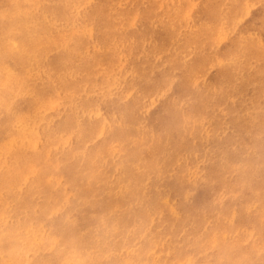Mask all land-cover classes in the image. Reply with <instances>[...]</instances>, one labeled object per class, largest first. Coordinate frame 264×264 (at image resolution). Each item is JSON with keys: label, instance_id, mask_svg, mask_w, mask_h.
Instances as JSON below:
<instances>
[{"label": "bare ground", "instance_id": "bare-ground-1", "mask_svg": "<svg viewBox=\"0 0 264 264\" xmlns=\"http://www.w3.org/2000/svg\"><path fill=\"white\" fill-rule=\"evenodd\" d=\"M0 264H264V0H0Z\"/></svg>", "mask_w": 264, "mask_h": 264}, {"label": "rangeland", "instance_id": "rangeland-1", "mask_svg": "<svg viewBox=\"0 0 264 264\" xmlns=\"http://www.w3.org/2000/svg\"><path fill=\"white\" fill-rule=\"evenodd\" d=\"M139 20H140V19H138V21L136 20V23H137V24L135 23L136 26L139 24Z\"/></svg>", "mask_w": 264, "mask_h": 264}]
</instances>
